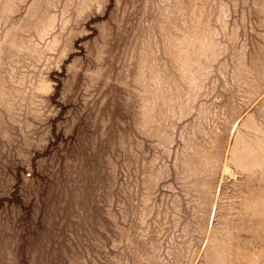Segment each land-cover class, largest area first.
Returning <instances> with one entry per match:
<instances>
[{
  "label": "rangeland",
  "instance_id": "obj_1",
  "mask_svg": "<svg viewBox=\"0 0 264 264\" xmlns=\"http://www.w3.org/2000/svg\"><path fill=\"white\" fill-rule=\"evenodd\" d=\"M0 264H264V0H0Z\"/></svg>",
  "mask_w": 264,
  "mask_h": 264
}]
</instances>
